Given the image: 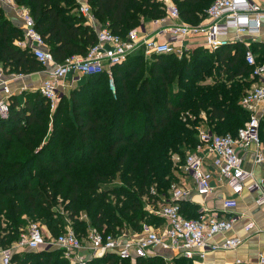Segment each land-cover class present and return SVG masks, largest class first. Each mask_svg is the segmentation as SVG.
Here are the masks:
<instances>
[{
    "label": "trees",
    "instance_id": "trees-1",
    "mask_svg": "<svg viewBox=\"0 0 264 264\" xmlns=\"http://www.w3.org/2000/svg\"><path fill=\"white\" fill-rule=\"evenodd\" d=\"M16 1L30 9L36 30L57 62L86 55L97 43V32L79 12L76 0ZM175 1L181 17L198 24L197 14L214 0ZM88 4L102 25L123 37L166 14L158 0ZM22 37L23 30L0 7V64L8 73L44 68L16 44ZM245 53L242 45L214 51L199 46L181 58L146 57L136 51L112 67L114 90L103 72L65 91L53 112L40 91L28 94L24 105L11 100L9 117L0 118V246L19 239L27 217L41 220L48 233L57 236L65 225L55 210L59 206L81 236L90 226L116 234L162 224L163 218L150 212L148 204L156 210L158 202L169 199L187 153L197 146L198 126L235 135L249 119L241 100L255 79ZM263 130L264 123L262 137ZM181 211L188 218L199 217V206L188 200L181 201ZM82 212L88 220L80 218ZM10 264L70 262L61 251L47 248L15 253ZM89 264L130 261L108 253ZM137 264L167 262L150 256L137 259ZM173 264L193 263L180 256Z\"/></svg>",
    "mask_w": 264,
    "mask_h": 264
},
{
    "label": "built area",
    "instance_id": "built-area-1",
    "mask_svg": "<svg viewBox=\"0 0 264 264\" xmlns=\"http://www.w3.org/2000/svg\"><path fill=\"white\" fill-rule=\"evenodd\" d=\"M76 1L87 24L97 32V43L86 55H72L57 62L44 37L36 30L30 9L18 4L16 0H0V7L14 9L22 21L20 28L23 30V37L16 44L32 53L44 66L47 76L39 91L52 106H55L61 93L84 77L106 72L113 86L112 67L123 63L139 48H143L147 56L175 54L181 58L189 51L184 43L190 37L203 36L206 47L216 50L230 44L231 29L237 34L258 32L264 21V7L256 0H214L207 9V23L193 24L173 20L155 37L140 35L137 28L123 37L114 33L106 24L98 25L99 21L90 5ZM165 2L169 17L180 18L179 7L168 0ZM167 19L163 18L162 21ZM161 35L167 38L162 41L159 38ZM245 59L253 68L252 77L256 80V84L241 100L242 107L249 112V119L235 135L219 134L204 125L198 126V143L193 152L187 153L184 169L193 176L196 194L205 198L215 192L216 187L212 180L216 174L237 195L242 194L247 181L253 179L250 189L260 191L256 202L264 205V179H254V173L246 169L244 162V152L252 148L254 163L264 165V141L261 135L264 123V61L259 63L250 48L246 49ZM11 103V87L0 67V118L9 117ZM151 193L155 195L156 190L152 188ZM191 196V189L173 183L169 199L158 202V209L154 210L151 208L154 207L152 204L148 205L149 210L163 218V223L159 226L145 225L140 232L123 229L113 234L90 226L82 237L67 227L59 235L51 237L40 222L32 221L11 246H0V264H10L15 253L54 247L63 250L70 264H89L90 259L104 257L108 253H115L120 261L128 260L130 264H137L139 258L159 256L156 250L158 247L172 252L178 251L174 257L183 256L192 261L196 257L205 258L208 251L237 249L244 241L240 237H227L220 243L212 240L217 235L232 230L238 217L233 214L229 217L206 216L204 213L198 218H188L181 211V201ZM237 204L235 197L223 201L227 211H232ZM204 210L207 207L203 203L201 211L205 212ZM254 229L256 232L260 231L254 221L245 225V230L249 233ZM174 257L165 258L167 264H173ZM229 264L242 262L236 259ZM260 264H264V254L260 256Z\"/></svg>",
    "mask_w": 264,
    "mask_h": 264
},
{
    "label": "crops",
    "instance_id": "crops-1",
    "mask_svg": "<svg viewBox=\"0 0 264 264\" xmlns=\"http://www.w3.org/2000/svg\"><path fill=\"white\" fill-rule=\"evenodd\" d=\"M256 1L264 7V0ZM79 2L83 5L88 4V0H79ZM158 2H160L165 9L166 14L164 19H168L162 21L163 18H160L143 23L137 28L140 32V35L155 37L159 31H162V29L170 25L173 20H175L176 22L193 23L189 20H185L183 17H181V14L180 18L172 19L168 15L169 13L167 11V3L165 2V0H158ZM168 2H173L178 6L175 0H168ZM5 11L7 17L13 22V24L21 27L22 21L17 12L14 9L10 8L5 9ZM197 15L198 21L200 23L209 22L207 8H205L202 13H198ZM98 25L102 24L98 22ZM159 38L163 41L167 37L161 35ZM229 38L232 40L230 44L226 46L242 45L245 47V49L250 48L254 52L257 61L258 59L264 61V21L262 24V28L258 32H245L243 34H237L234 29H231ZM184 45L185 48L189 51L199 46L207 48L205 39L202 36L190 37L185 41ZM138 51L144 52L143 48H139L137 52ZM145 56L150 57L146 54ZM0 67L3 69V66L0 65ZM4 72L5 79L8 81L11 87V100L20 105H24L28 94L34 91H39L43 80L47 76L45 68L29 73H8L7 71ZM86 80L87 77L77 80L74 84L71 85V87H68L65 91L83 84ZM255 84L256 80L254 83H252L251 87H253V85ZM262 139L264 141V130ZM244 162L246 169L254 173V179H264V165H257L254 163L252 148L244 152ZM177 183L191 189L192 196L185 200H188L189 202L199 206V216L205 213L204 215L206 216L218 215L220 217H229L233 214L238 217V221L236 222L234 228L227 233L217 235L212 240L213 242H223L227 237H240L244 239L243 243L237 249L208 251L205 258L196 257L195 260H191L193 264H229L236 259H240L242 264H260V256L261 254H264V205H258L256 202L260 191L250 189V186L253 183V179H249L246 183V189L242 194L237 195L232 191L229 184L225 180H222L220 176L216 174L214 176V179L212 180L213 185H215L216 187L215 192L211 196L206 198L196 194L195 183L192 174L187 173L183 169H181L180 172L177 173ZM234 197L237 198V206L232 211L225 210L223 201L225 199ZM203 203L207 207V210H204L205 212L201 211ZM149 211L152 212L151 210ZM250 221H254L260 231L256 232L254 229L252 233L247 232L245 230V225ZM156 250L158 251L159 256L164 257V260L165 258L169 259L171 257H174L173 255L178 254V251L172 252V250H163L161 247L156 248ZM23 252L25 251L19 253L21 254ZM84 253L87 254L86 251ZM174 258L177 257L175 256ZM91 260L93 259H90V261Z\"/></svg>",
    "mask_w": 264,
    "mask_h": 264
},
{
    "label": "rangeland",
    "instance_id": "rangeland-1",
    "mask_svg": "<svg viewBox=\"0 0 264 264\" xmlns=\"http://www.w3.org/2000/svg\"><path fill=\"white\" fill-rule=\"evenodd\" d=\"M202 37H203V36H202ZM211 51H214V50H211ZM0 65H1V64H0ZM1 66H2V65H1ZM114 86H115V85H114ZM73 88H74V87H73ZM113 88H114V87H113ZM113 90H114V89H113ZM60 98H61V95H60L58 101H56L55 106H52V104H51V111H52V112L56 109V107H57V105H58V103H59V101H60ZM180 169H181V168H180ZM182 169L185 170L184 167H183ZM157 206H158V205H157ZM151 208H155V207H151ZM55 210L58 211V212L60 213V216H61V217H63V219H64V224H65V225H63V226L61 227L62 230L58 231V235L61 233V231H64L67 227L75 231L73 221L70 220V219L67 217V213H65V211H64V209H63V206L56 207ZM200 216H201V215H200ZM200 216H199V217H200ZM58 218H59V216H58ZM80 218H81L82 220H88V216H87L84 212L81 213ZM27 220H28V222H27L28 224L25 225V226L20 230V234H21V233H22V232L28 227V225H29L32 221H38V222H40V223L44 226L45 232L48 234V236H51V237H52V235H50V234L48 233V232H49V229H48L47 225H46L45 223H43L41 220H39V219H29L28 217H27ZM75 232H76V231H75ZM80 236H81V235H80ZM83 236H84V235H83ZM83 236H82V237H83ZM53 237H55V236H53ZM52 250L61 251L62 256L65 258V256H64V252H63L62 249H59V248H57V247H54V248H52ZM65 259H66V258H65Z\"/></svg>",
    "mask_w": 264,
    "mask_h": 264
},
{
    "label": "water",
    "instance_id": "water-1",
    "mask_svg": "<svg viewBox=\"0 0 264 264\" xmlns=\"http://www.w3.org/2000/svg\"><path fill=\"white\" fill-rule=\"evenodd\" d=\"M112 87H114V84H113V86ZM64 93H61V96L63 95Z\"/></svg>",
    "mask_w": 264,
    "mask_h": 264
}]
</instances>
